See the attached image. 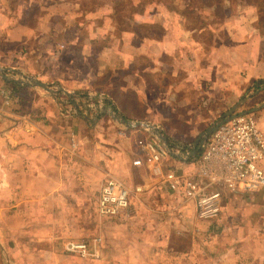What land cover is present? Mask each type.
<instances>
[{
    "label": "crops",
    "instance_id": "1",
    "mask_svg": "<svg viewBox=\"0 0 264 264\" xmlns=\"http://www.w3.org/2000/svg\"><path fill=\"white\" fill-rule=\"evenodd\" d=\"M178 2L180 11L185 7ZM131 4L135 16L119 28L113 22L116 0H0V264L118 263L112 254L106 257L107 248L117 245L114 232L111 238L97 237L101 248L95 258L58 249L60 233L73 226L70 194L78 195L76 187L84 184L69 176L66 150L74 129L61 106L68 101L74 114L93 109L102 116L104 99L91 107L97 98L84 90L96 86L106 70L114 76L129 72L124 88L141 107V115L136 114L129 102V120H153L179 149L181 158L171 156L178 169L186 168L184 162L198 150L196 142L182 144L178 137L196 132L201 109L226 105L243 94L247 83L264 79L257 17L237 16L225 24L227 36L202 37L199 26H187L181 15H167L160 5L159 14L150 18L144 0ZM149 23L158 24V30L144 35L136 28ZM116 40L124 41L129 52L119 51ZM118 55L124 58L121 68L114 66ZM30 77L64 94L77 93L64 99L62 93L28 85ZM256 116L264 132V109ZM78 122L73 118L71 124ZM132 132L136 138L145 134ZM140 155L135 137L129 138V172L144 170L133 165ZM225 191L217 231L204 242L193 241L189 252L176 251L171 258L157 252L139 259L131 246L129 264H264V188Z\"/></svg>",
    "mask_w": 264,
    "mask_h": 264
},
{
    "label": "rangeland",
    "instance_id": "2",
    "mask_svg": "<svg viewBox=\"0 0 264 264\" xmlns=\"http://www.w3.org/2000/svg\"><path fill=\"white\" fill-rule=\"evenodd\" d=\"M175 1L144 0L149 9L146 14L150 18L157 16L160 12L158 11L160 5L162 9L165 8L167 15H181L183 19H186L187 26H199L198 30L204 33L202 37H209L205 36V33L211 32H218L227 36L228 28H225V24L229 19H235V17H241L242 15L254 16L257 17L255 27L264 38V23L260 20L255 1L254 4H250V7L249 4V6H245L247 4L246 0H241L244 2L241 4L239 3L240 0H223L224 4L229 3V6L220 11L217 17H214L211 12L217 4V0H179L178 3L185 7L180 11L177 4H174ZM131 5V0H116L113 22L119 28L128 25L127 20L130 15L135 16L134 8ZM242 12L243 14H241ZM171 24L169 23V26ZM158 27L159 25L156 23H149L138 24L136 28L138 31L144 32L145 35L148 29L149 31L153 28L158 30ZM115 43L119 51L129 52V46L124 41L116 40ZM113 60L115 67H123L124 58L122 56L118 55ZM113 73L114 71L106 70L96 86L84 90L90 91L91 95H102L106 105L102 109L105 112L102 116L96 117L95 113L92 112L93 109H89V113H84L85 111L82 112L79 109L80 113L77 111V114H74L73 111L70 116L64 113L70 119L69 126L74 129L70 131V148L66 150L71 164L69 176H71V179H84V184L80 185L79 188L76 187L78 195L70 194L68 206L70 213H73L70 216V223L73 226L66 233H60L59 252L79 256L65 250V245L69 241H87L93 251V239L103 236L111 238L113 237L111 232H114L116 236L113 239L117 241V245L112 249L107 248L108 253L105 256L108 258L109 253L112 254L111 257L114 262H118L117 264H129V247L131 246L132 249H135V257L139 259L157 252L159 254L155 255H164L166 258H171L176 251L187 253L191 250L190 243L193 241L204 242L210 235L214 234V231H217L216 226L221 215L214 222L201 221L197 218L196 209L192 203H185L179 198L171 197L159 187L145 189L146 191L131 211V217L106 219L98 214L99 191L106 176L114 175L123 179L128 185H130L129 181L133 184L147 182L143 171L136 174L129 172V138L135 137L136 145V134L129 131V127L119 123L109 113V110L112 109L116 114H121L129 119V102L136 114L141 115V112H137V110L141 111V107L133 104L132 95L129 94V90L124 88L129 81L127 80L129 72L119 70L115 76ZM257 80L247 83L245 91L239 97L241 99L246 98V101L236 112L249 110L264 102V84L258 88ZM59 93L62 92H58L57 95ZM60 96L66 99L65 97L68 95L62 93ZM239 98L233 99L232 102L226 105L215 103L216 105L213 104V106L201 109L203 112L195 122L197 125L196 132L192 135L179 136V141H184L182 144L196 142L199 135L232 108ZM97 100L99 98L89 103L91 107H95V101ZM256 113H254L255 116ZM73 118H79L78 124H71ZM147 121L153 122L151 119H147ZM121 129H126L125 136L120 134ZM162 134L164 133L162 132ZM73 143H75V146H73ZM171 158L170 163L173 162ZM221 192L225 195L227 191L221 190ZM97 248L100 250L101 246Z\"/></svg>",
    "mask_w": 264,
    "mask_h": 264
},
{
    "label": "built area",
    "instance_id": "3",
    "mask_svg": "<svg viewBox=\"0 0 264 264\" xmlns=\"http://www.w3.org/2000/svg\"><path fill=\"white\" fill-rule=\"evenodd\" d=\"M89 96L103 99L100 94ZM72 108L68 101L61 106L67 116L73 114ZM128 129L145 133L136 138V146L142 155L133 160V165L144 169L147 182L131 187L121 178L106 176L97 201L98 214L103 218L131 217V211L145 189L159 187L171 197L192 203L199 220L214 222L222 213V189L237 192L264 188V132L255 114L238 115L220 126L199 155L184 162L187 165L184 169L169 164L171 156L181 158L179 149L172 146L155 123L144 121V124ZM120 134L125 136L126 129H121ZM190 153H185L186 158ZM99 243V238L93 240L92 251L87 241H69L65 250L81 257H95Z\"/></svg>",
    "mask_w": 264,
    "mask_h": 264
},
{
    "label": "water",
    "instance_id": "4",
    "mask_svg": "<svg viewBox=\"0 0 264 264\" xmlns=\"http://www.w3.org/2000/svg\"><path fill=\"white\" fill-rule=\"evenodd\" d=\"M28 85H31V86H36V87H40V88H43V89H46L54 94H58L59 90L58 89H52L48 84L36 79V78H33V77H30L28 78ZM62 91H64L62 89ZM66 94L68 95H72L73 93L71 92H68V91H65ZM246 101V98L245 99H241L235 106H233L230 110H228L220 119L216 120L214 123H212L211 125L208 126V128L202 132L197 141H196V144L198 146V150L193 152L192 155L194 156H198L199 155V152L201 150V148H203V146L205 145V143L207 142V140L212 136V134L220 127L222 126L223 124H225L226 122L230 121L232 118L238 116V115H243V114H254L258 111H260L261 109L264 108V102L259 105V106H256V107H253L249 110H246V111H239V112H236V110ZM109 113L112 115V117L117 120L119 123H122L124 125H126L127 127L131 128V127H134V126H139L141 124H144V121H135V120H129L127 118H125L123 115L121 114H116L112 109L109 110ZM156 132V131H154ZM159 136H161L162 138L165 137L163 135H161V133L159 134L158 132H156Z\"/></svg>",
    "mask_w": 264,
    "mask_h": 264
},
{
    "label": "trees",
    "instance_id": "5",
    "mask_svg": "<svg viewBox=\"0 0 264 264\" xmlns=\"http://www.w3.org/2000/svg\"><path fill=\"white\" fill-rule=\"evenodd\" d=\"M254 1L256 2L255 5L258 8L260 20L264 23V0H246L245 2H247L249 5L250 4L252 5V4H254ZM235 3H236V1L234 2V4ZM239 3L241 4L244 2L240 0ZM226 8H227V6L224 4L223 0H217V4L214 6V8L211 12H212L214 17H217V14L218 13L220 14V11L225 10ZM204 10H206V9H204ZM256 84L259 86L258 88H260L264 84V79L257 80Z\"/></svg>",
    "mask_w": 264,
    "mask_h": 264
}]
</instances>
